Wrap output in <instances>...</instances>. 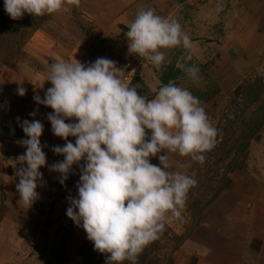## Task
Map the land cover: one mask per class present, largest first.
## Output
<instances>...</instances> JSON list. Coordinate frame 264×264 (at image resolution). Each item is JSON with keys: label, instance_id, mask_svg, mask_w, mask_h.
Wrapping results in <instances>:
<instances>
[{"label": "rangeland", "instance_id": "obj_1", "mask_svg": "<svg viewBox=\"0 0 264 264\" xmlns=\"http://www.w3.org/2000/svg\"><path fill=\"white\" fill-rule=\"evenodd\" d=\"M141 8L178 20L191 37L190 63L199 67L200 79L194 82L180 70L169 82L200 99L218 136L203 164L169 154L170 170L189 175L197 184L188 194L182 217L166 225L159 239L144 249L138 264H248L243 261L252 254L247 239L260 234L258 227H252L253 216L260 211L264 218V193L254 194L264 191V0H81L79 7L64 13L25 14L18 20L9 17L0 0V62L10 65L0 69L6 76L4 84L11 91L22 82L27 91L20 97L33 99L38 94L43 99L51 84L46 81L39 87L55 60L76 58L87 65L103 57L115 61L124 75L127 62H135L132 86L153 98L164 85L161 76L173 63L176 66L184 50L168 52L160 70L130 54L125 34ZM38 105L40 109L34 110L43 114L44 125L41 144L46 145L43 150L51 165L63 159L52 148L65 141L52 132L47 114L53 110ZM22 140L0 143V264H107L106 255L94 250L83 228L66 215L70 206L66 198L78 194V166H73L74 174L63 185L58 173L42 167L40 198L28 209L19 200L17 158L26 151ZM151 163L159 166L158 157ZM247 202L254 212H246L252 210ZM235 206H242L244 212L235 220L246 224L245 229L229 219ZM224 237L221 247L214 246ZM194 241L205 244V254L198 253Z\"/></svg>", "mask_w": 264, "mask_h": 264}, {"label": "clouds", "instance_id": "obj_2", "mask_svg": "<svg viewBox=\"0 0 264 264\" xmlns=\"http://www.w3.org/2000/svg\"><path fill=\"white\" fill-rule=\"evenodd\" d=\"M80 5L81 0H4L13 20L25 14L64 13ZM125 35L128 52L150 61L156 70L168 60V52L183 49L176 67L190 80L200 79L199 67L190 63L193 42L178 20L141 8ZM46 81L51 87L43 99L37 94L34 100L53 110L47 119L65 144L52 151L63 159L48 165L40 139L44 125L23 120L20 126L27 138L22 141L26 151L17 158L19 200L28 209L40 198L42 167L58 173L63 185L78 166V194L66 198L70 203L66 215L83 228L94 250L106 255L107 264H138L166 225L182 217L188 194L197 184L189 175L170 170L169 154L203 164L217 143V128L187 88L169 82L153 98L142 96L109 58L87 65L76 58L55 60L39 88ZM17 91L23 96L27 90L20 86ZM153 157H158L159 166L151 163Z\"/></svg>", "mask_w": 264, "mask_h": 264}, {"label": "crops", "instance_id": "obj_3", "mask_svg": "<svg viewBox=\"0 0 264 264\" xmlns=\"http://www.w3.org/2000/svg\"><path fill=\"white\" fill-rule=\"evenodd\" d=\"M8 66H10V65H7L5 63L2 64L0 62V69L1 68H8ZM4 78H6V76H4V73L2 72L0 74V116L2 117V119L0 118V126L3 124H14V125H16L22 129V127L20 125L23 122V120H25V119L30 120V121L33 119L41 121L43 114L40 113V111H36V113H39L40 115H38V114H35V116L29 115L30 113L35 112L34 109L36 107H37L36 109H40L41 105H38V103H36L34 98L29 99L27 96H24V98H22L18 95L17 88L20 87V82L18 84H15L14 88L11 91L8 90V87H6V84H4L5 83V80L3 81ZM1 81H3L2 84H1ZM41 123H42V121H41ZM6 141L7 140L0 141V143L5 144V145L9 144V142H6ZM44 143H45V141H44ZM255 193H264V191L261 189H258V190H256V192L254 190V194ZM247 205H252V203L247 202ZM235 207L236 208H234L230 212V218L229 219L233 220V221H231V223L233 224V222H235L238 225L244 224L241 220L240 221L235 220L236 215L238 216V215L243 214L244 211L241 210L242 206H241V208H239L238 206H235ZM254 210L255 209L253 208V205H252V210L246 211V212H254ZM250 218H252V217H250ZM253 219H255V220L252 223V227L254 229L256 227H258L260 234L254 236L250 239H247L248 244H246V248L248 247L249 249H247V250H249L252 254L248 257H245L243 261L244 262L246 261L248 264H251V262L255 260V261H257V264H264V260L262 261L260 259L264 255V221H261L264 218L262 217V214L259 211V213L256 216H253ZM259 219H261V220H259ZM235 223L233 224L234 226H236ZM244 225H245V227H244V229H245L246 224H244ZM218 227L220 229L223 228L224 230H227V229L229 230V228L227 226L225 227L222 225V227H221V225H220ZM252 230L253 229H251V231ZM251 231H248V232H251ZM241 237H243V236H241ZM192 241H193V239H192ZM218 241H217L218 243L214 242V246L217 245V246L221 247L222 243L224 241H226V237L220 238V239H218ZM194 244H196V246H197V244L199 245L198 242L197 243L195 242ZM204 246H205L204 243H201L199 245L198 253H204L205 254ZM198 255L202 256V254H197V256ZM251 257H254V259ZM212 264H214V263L212 262Z\"/></svg>", "mask_w": 264, "mask_h": 264}, {"label": "trees", "instance_id": "obj_4", "mask_svg": "<svg viewBox=\"0 0 264 264\" xmlns=\"http://www.w3.org/2000/svg\"><path fill=\"white\" fill-rule=\"evenodd\" d=\"M178 54H177V56H178ZM175 59H176V57H175ZM175 67H176L175 63H173V65L168 67L167 70L164 72V74L161 76V81L164 85L169 83V81L174 79L180 73V70L175 68ZM255 125L259 126L260 124L256 123ZM255 125L253 128L256 127ZM250 131L252 133H255L256 129H252V130L250 129ZM24 135H25V133L23 132V130L14 124H3L0 126V141H4L7 139L18 140V137H19V139L21 138L24 140L27 138Z\"/></svg>", "mask_w": 264, "mask_h": 264}, {"label": "built area", "instance_id": "obj_5", "mask_svg": "<svg viewBox=\"0 0 264 264\" xmlns=\"http://www.w3.org/2000/svg\"><path fill=\"white\" fill-rule=\"evenodd\" d=\"M127 67H128V69H127L126 74L124 75V77L132 83V81H133V79H134V77L136 75V74H134L136 69H137L136 68V64H135V62H132L130 60V61L127 62ZM132 74H134V76Z\"/></svg>", "mask_w": 264, "mask_h": 264}]
</instances>
